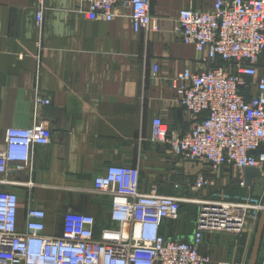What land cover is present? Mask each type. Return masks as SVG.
<instances>
[{
    "label": "crops",
    "instance_id": "crops-1",
    "mask_svg": "<svg viewBox=\"0 0 264 264\" xmlns=\"http://www.w3.org/2000/svg\"><path fill=\"white\" fill-rule=\"evenodd\" d=\"M213 4L151 0L155 28L136 33L125 9L107 22L89 20L80 0H44L39 28L38 0H0V150L7 129H26L35 121L51 138L49 145L35 148L28 168L13 170L10 184H0V191L19 197V229L25 228L31 208L46 212L45 234L51 237L62 234L68 212L93 216L97 235L114 226L110 197L94 189L95 178L110 166L138 167L142 193L183 197L174 185L189 180L193 168L152 141L153 120L161 118L180 136L192 127L170 79L202 67L194 47L182 41L178 16L185 9L209 11ZM38 94L50 98V106L36 108ZM238 175L223 172L217 183L229 187L230 176L244 182V173ZM241 188L261 200L264 176ZM253 228L248 220L247 237ZM162 234L192 238L172 222L163 225Z\"/></svg>",
    "mask_w": 264,
    "mask_h": 264
},
{
    "label": "built area",
    "instance_id": "built-area-1",
    "mask_svg": "<svg viewBox=\"0 0 264 264\" xmlns=\"http://www.w3.org/2000/svg\"><path fill=\"white\" fill-rule=\"evenodd\" d=\"M38 1L37 25L42 28L44 0ZM80 2L87 6L83 14L89 20L112 22L125 9L136 33L155 28L151 0ZM178 30L202 67L197 73L186 68L170 79L175 101L190 115L192 127L180 136L155 118L152 141L168 146L173 157L207 169L190 185L194 191L217 186L226 169L264 171V0H214L209 11L181 10ZM153 72L157 75L159 66ZM50 104V98L37 95L36 108ZM50 142V131L38 121L26 129H7L0 184H10L12 171L28 168L35 148ZM140 175L135 166H110L95 178V191L111 199L114 224L99 235L93 216L68 212L62 234L47 236L46 212L32 208L21 230L18 195L0 191V264H231L214 263L200 249L207 234H240L248 221L247 206L202 202L191 240L169 239L162 227L179 218L187 200L142 193ZM174 189L181 191L178 184Z\"/></svg>",
    "mask_w": 264,
    "mask_h": 264
},
{
    "label": "rangeland",
    "instance_id": "rangeland-1",
    "mask_svg": "<svg viewBox=\"0 0 264 264\" xmlns=\"http://www.w3.org/2000/svg\"><path fill=\"white\" fill-rule=\"evenodd\" d=\"M170 156L175 159L173 155L170 154ZM176 160H182V162L188 163L187 165L193 168L194 174L191 177H187L189 180L177 183L181 188L180 194L183 195L187 201L182 203L179 218L172 223L181 226L182 236H185V234H192L193 236L197 228V215L201 209L202 202L223 201L247 206L249 212L247 220L254 221V228L251 232V236L247 237L245 227L244 230L237 235L207 234L204 239V246L200 249V252L211 256L214 263L226 261L231 264H249L255 246L261 215L264 211V197L259 200V198L245 195V193L241 191V184H245V182H241L239 179L232 177L234 173L237 175L239 174V172L232 168L223 171L232 175L228 178L226 183L230 185L229 187L225 188L222 186V183L219 182V184L217 183V186L213 188L194 191L190 185L194 184L199 173L207 169L203 168L201 165L187 162L183 159ZM223 172L221 174H223ZM261 172L263 173L264 171ZM255 200L257 201L255 202ZM249 234L250 233H248V235ZM256 264H264V233Z\"/></svg>",
    "mask_w": 264,
    "mask_h": 264
},
{
    "label": "water",
    "instance_id": "water-1",
    "mask_svg": "<svg viewBox=\"0 0 264 264\" xmlns=\"http://www.w3.org/2000/svg\"><path fill=\"white\" fill-rule=\"evenodd\" d=\"M263 177L262 172L257 168H248L244 171L245 186L250 187L252 182L258 178ZM264 233V211L262 212L260 223L258 226V232L255 239V246L253 249V254L249 264H256L258 260L259 250L261 246V241Z\"/></svg>",
    "mask_w": 264,
    "mask_h": 264
}]
</instances>
